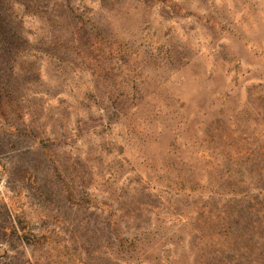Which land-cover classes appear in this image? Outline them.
<instances>
[{
  "label": "rangeland",
  "instance_id": "1",
  "mask_svg": "<svg viewBox=\"0 0 264 264\" xmlns=\"http://www.w3.org/2000/svg\"><path fill=\"white\" fill-rule=\"evenodd\" d=\"M0 264H264V0H0Z\"/></svg>",
  "mask_w": 264,
  "mask_h": 264
}]
</instances>
